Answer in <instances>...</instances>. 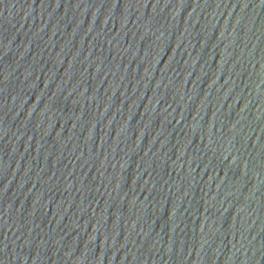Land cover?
<instances>
[{
    "label": "water",
    "instance_id": "water-1",
    "mask_svg": "<svg viewBox=\"0 0 264 264\" xmlns=\"http://www.w3.org/2000/svg\"><path fill=\"white\" fill-rule=\"evenodd\" d=\"M0 264H264V0H0Z\"/></svg>",
    "mask_w": 264,
    "mask_h": 264
}]
</instances>
